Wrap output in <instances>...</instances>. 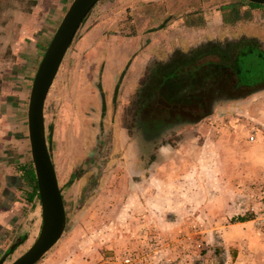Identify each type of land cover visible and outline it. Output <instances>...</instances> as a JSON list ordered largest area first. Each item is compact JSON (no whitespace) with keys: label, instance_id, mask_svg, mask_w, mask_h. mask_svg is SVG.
I'll return each instance as SVG.
<instances>
[{"label":"rangeland","instance_id":"374dc122","mask_svg":"<svg viewBox=\"0 0 264 264\" xmlns=\"http://www.w3.org/2000/svg\"><path fill=\"white\" fill-rule=\"evenodd\" d=\"M185 1L177 12L181 0L147 9L97 0L75 33L44 104L66 223L35 264H264V234L248 213L264 186V81L236 88L235 76L218 70L181 83L176 66L181 53L188 60L218 44L253 40L264 53V7L224 25L218 7L230 0ZM70 2L0 0V242L24 234L1 248L0 264L40 229V203L23 173L32 165L27 105ZM205 8L209 31L183 33L179 14ZM152 44L139 62L127 55ZM211 56L198 64L208 67Z\"/></svg>","mask_w":264,"mask_h":264},{"label":"water","instance_id":"95a60500","mask_svg":"<svg viewBox=\"0 0 264 264\" xmlns=\"http://www.w3.org/2000/svg\"><path fill=\"white\" fill-rule=\"evenodd\" d=\"M263 4L264 0H244ZM97 0H71L38 64L30 87L27 105V136L41 210L38 235L20 256L9 264H35L62 235L66 215L55 168L45 137L44 104L61 61L79 26ZM233 66L241 85L264 79V53L243 44L234 55Z\"/></svg>","mask_w":264,"mask_h":264},{"label":"crops","instance_id":"0c3cea01","mask_svg":"<svg viewBox=\"0 0 264 264\" xmlns=\"http://www.w3.org/2000/svg\"><path fill=\"white\" fill-rule=\"evenodd\" d=\"M29 1V0H28ZM36 2L37 1H39V0H35ZM135 4H136V7H138L137 5H140L141 3H144V6L143 7H146V5H147V7L146 8H144V9H147L148 8V6L149 5H156L157 6V4H161V5H165V4H168V3H171L172 2V0H132ZM234 2V0H230V1H226V2H224L223 4H221L219 7H218V12H217V14H218V17H219V20L221 21V24H226V25H228L229 23H226V22H224L223 21V11H222V8H223V6H226V5H231L232 3ZM186 4V1L184 0L183 2H182V0H181V3H178V6H177V12H178V9L179 8H185V7H183L184 5ZM262 7H264V5L263 6H261V7H258V8H262ZM182 10V9H181ZM180 10V11H181ZM208 10H209V8H205V9H203V10H190V9H185L184 11H182V13L181 14H179L180 15V20L182 21V32L184 33L185 32V30L186 31H191V32H194V31H209V26H210V16H209V13H208ZM225 11V10H224ZM216 16L217 15H215L214 16V18H216ZM179 20V21H180ZM231 24V23H230ZM99 26H102V24H100ZM136 31H137V34L136 35H138V32L139 31H141L139 28H137L136 29ZM167 31H170V29L169 28H167ZM191 32H189V33H191ZM156 33V32H155ZM158 33V32H157ZM156 33V34H157ZM183 33H182V36H183ZM153 34V33H152ZM152 34H146L145 35V38H149V36H151ZM162 34V36H163V32L161 31L160 32V35ZM159 35V36H160ZM124 37V36H123ZM131 37V36H130ZM119 41H122V39H118ZM132 40H134L133 39V36L130 38V40H128V43H131L132 42ZM128 47H129V44L127 45V49H128ZM130 47H132V46H130ZM116 48V47H115ZM203 48V47H202ZM206 48H208V47H206ZM115 50H117V49H115ZM119 50H121V49H118V51ZM136 51H137V47L136 48H133L132 49V51L131 52H129V53H127V55L129 56V57H131V55H135V57H136V61L135 62H139L140 60H141V56L142 55H144V56H149L150 55V53H152L153 51H154V46H153V44L152 45H150V46H147L144 50H142V51H139V52H137V55H136ZM198 52H200V51H196V54L198 53ZM194 53V52H193ZM182 57V61H181V63H185V61H188V60H185L184 59V57H183V55L185 56L186 54H184V53H181L180 54ZM209 55V54H208ZM207 56V55H206ZM126 58V57H125ZM191 58V57H190ZM197 60V65H198V60H200V57L199 58H196ZM185 60V61H184ZM120 62H124V63H127L128 62V59H121L120 60ZM195 63V62H194ZM209 63V62H208ZM111 64H112V62H110L109 60H107V61H105L104 62V73H106V72H108L110 69H111ZM132 68V67H131ZM122 70H123V68H121L120 70H119V73L121 74V72H122ZM185 71H187V72H183L182 71V74H186L185 75V77H186V80H190L191 79V77L190 76H192V73H190V71H192V68H190V67H187L186 68V70ZM191 74V75H190ZM188 76V77H187ZM196 76H200V74H198V75H196ZM186 80H184V81H186ZM29 167V166H28ZM37 199H38V197H36ZM247 212V211H246ZM245 222H249V220H240V221H238L237 222V224H242V223H245ZM40 223H41V221H40V217L38 218V227H40ZM236 223V222H235ZM10 233V235H13L12 237H10V240H9V237L5 240V241H3L2 243L0 242V253L2 252L1 251V248H6V250L7 249H11L12 247H13V245L14 244H16V243H18L21 239H22V236H24V234L23 235H21V233L19 232V230H17V231H12V232H9ZM3 254V253H2ZM2 254H0V255H2Z\"/></svg>","mask_w":264,"mask_h":264},{"label":"flooded vegetation","instance_id":"af4514ba","mask_svg":"<svg viewBox=\"0 0 264 264\" xmlns=\"http://www.w3.org/2000/svg\"><path fill=\"white\" fill-rule=\"evenodd\" d=\"M246 41H247L246 43H242V41H241V44H238V43L230 44L231 46L217 45V46H213V47L209 46L208 48L205 47V48L200 49L199 50L200 52H198L197 54L194 53L192 55V57L188 61L184 60L185 63H181V61H179L178 64L176 65V66H179L178 67L179 68L178 77L182 76L181 78H179V80L182 79L181 83H184V80H186V77H185L186 74H182V71L184 73L187 72V71H185L187 67L192 68V71H190V73H192V75L195 73L196 75L200 74L202 76L204 74H207V73H210V72L215 74V71L222 70V72H225L227 74V77L228 76L229 77L235 76L236 84L238 85L237 87L235 86L236 88L243 89L244 87H249V85H241V84H239V82L237 80V70L233 66L234 55L236 54L237 50H239L240 47L243 44L244 45L248 44V45H251L253 47L259 48L255 41H253V40H246ZM208 54L212 55L211 57L213 59V60H208V61L205 62V64L208 65V67L204 66V64H198L196 66V60H197L196 58H199V57H202V56L208 55ZM207 68H210L211 70L207 69ZM172 75H176V74H172ZM173 77H175V76H173ZM167 78H169V75L164 78V82L166 80H168ZM263 81H264V79L262 81H260V82H263ZM174 82H176V80ZM260 82H258V83H260ZM253 85H255V84H253ZM250 86H252V85H250Z\"/></svg>","mask_w":264,"mask_h":264},{"label":"trees","instance_id":"16d2710c","mask_svg":"<svg viewBox=\"0 0 264 264\" xmlns=\"http://www.w3.org/2000/svg\"><path fill=\"white\" fill-rule=\"evenodd\" d=\"M245 2L246 1H244V0H240V1L233 2L231 5L223 6V8H222L223 21L226 22V23L237 22L240 19H242V17H246L245 15H247L249 13L250 9L258 8V7L263 6V4H257V3H251V2H246L245 3ZM243 4H246L247 9H245L241 13L240 12V8L242 7ZM235 84H236V81H235ZM237 86L238 85L236 84V87ZM23 173H24V175L26 177H28V179L31 182V192H30L29 198L32 199L34 196L38 197V195H37V185H36V180H35V175H34V170H33L32 165L30 164L29 167L23 168ZM214 252H215V254H217L218 249L214 248Z\"/></svg>","mask_w":264,"mask_h":264},{"label":"built area","instance_id":"2783aa9c","mask_svg":"<svg viewBox=\"0 0 264 264\" xmlns=\"http://www.w3.org/2000/svg\"><path fill=\"white\" fill-rule=\"evenodd\" d=\"M255 139V134L251 133L248 137L249 141ZM248 213L251 215V220L254 223L258 232L264 234V186L259 187L256 200L248 207ZM125 263L130 262L127 256L124 258Z\"/></svg>","mask_w":264,"mask_h":264}]
</instances>
